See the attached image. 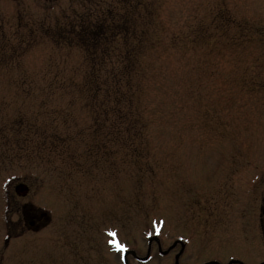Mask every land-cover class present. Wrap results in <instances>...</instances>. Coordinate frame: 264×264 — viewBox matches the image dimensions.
Segmentation results:
<instances>
[{"label":"rangeland","instance_id":"obj_1","mask_svg":"<svg viewBox=\"0 0 264 264\" xmlns=\"http://www.w3.org/2000/svg\"><path fill=\"white\" fill-rule=\"evenodd\" d=\"M262 178L264 0H0V264H257Z\"/></svg>","mask_w":264,"mask_h":264},{"label":"trees","instance_id":"obj_2","mask_svg":"<svg viewBox=\"0 0 264 264\" xmlns=\"http://www.w3.org/2000/svg\"><path fill=\"white\" fill-rule=\"evenodd\" d=\"M125 22V21H124ZM127 23V22H126ZM122 26H124L123 24H121ZM124 28V30H127V29H129V27H128V25H126V26H124L123 27ZM90 29V28H89ZM130 33H132V29H130V30H128ZM106 39H110V41H108V42H112V37H107ZM83 41V40H82ZM124 42V44L126 43V40L125 41H123ZM125 48V47H124ZM126 48H127V46H126ZM107 49V48H106ZM103 52V54H100V58H99V60H98V62L102 65V67L103 68H106V69H109V73L108 74H110L109 76H110V78H111V80L113 81V88L110 90V91H108V90H106V98H112L113 99V101H115V99H117L115 96H116V94L118 93L119 94V88L118 87H124V86H128V83H127V77L129 78L130 77V75L133 73V65H132V63H133V59H134V55L132 54V52L131 51H128L127 49L126 50H124V52L123 53H121V55H120V57H119V60H120V62H122V67H121V69L118 71V73H113L112 71H111V69L109 68V66L110 65H112L110 62H106V61H109L110 59H111V57L109 56V53H108V51H102ZM95 59H97V57H94ZM96 75V74H98L97 73V71H94L93 73L91 72V71H89L88 70V72H86L85 73V77H84V79H85V81H83L82 83H89V84H95L96 86L95 87H91V90L93 91V92H97V87L99 88V86L97 85V81H96V83H95V81H94V79H96V78H94V75ZM122 75H124V77H125V83H121L120 81L121 80H123L122 79ZM108 78V77H107ZM120 78H121V80H120ZM100 85H101V83L100 82H98ZM85 85H84V87H83V89L85 90ZM121 90H122V88H121ZM122 98L124 99V98H126L127 97V94L126 93H123L122 92ZM120 95V96H121ZM91 96H92V94H91ZM121 99V98H120ZM115 105V104H114ZM112 112H116L115 110H112Z\"/></svg>","mask_w":264,"mask_h":264},{"label":"flooded vegetation","instance_id":"obj_3","mask_svg":"<svg viewBox=\"0 0 264 264\" xmlns=\"http://www.w3.org/2000/svg\"><path fill=\"white\" fill-rule=\"evenodd\" d=\"M255 215L256 229L253 235L251 234V236L253 237V241L257 240L260 246L262 247V259H260L258 264H264V178H262V193L259 198L258 210Z\"/></svg>","mask_w":264,"mask_h":264},{"label":"water","instance_id":"obj_4","mask_svg":"<svg viewBox=\"0 0 264 264\" xmlns=\"http://www.w3.org/2000/svg\"><path fill=\"white\" fill-rule=\"evenodd\" d=\"M14 191L18 196H24L27 193V188L26 186L19 184L15 187Z\"/></svg>","mask_w":264,"mask_h":264},{"label":"snow or ice","instance_id":"obj_5","mask_svg":"<svg viewBox=\"0 0 264 264\" xmlns=\"http://www.w3.org/2000/svg\"><path fill=\"white\" fill-rule=\"evenodd\" d=\"M110 235H112V234H110ZM120 247H122V246H120Z\"/></svg>","mask_w":264,"mask_h":264}]
</instances>
